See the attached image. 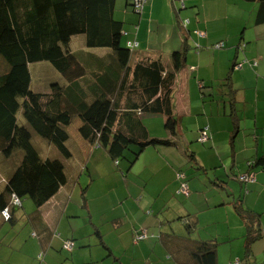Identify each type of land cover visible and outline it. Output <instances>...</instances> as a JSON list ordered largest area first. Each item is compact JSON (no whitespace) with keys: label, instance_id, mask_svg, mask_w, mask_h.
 I'll list each match as a JSON object with an SVG mask.
<instances>
[{"label":"crops","instance_id":"obj_1","mask_svg":"<svg viewBox=\"0 0 264 264\" xmlns=\"http://www.w3.org/2000/svg\"><path fill=\"white\" fill-rule=\"evenodd\" d=\"M147 3L142 16L148 8L162 11L164 7L172 21L171 31L162 42L152 43L141 16L136 22L126 15L116 20L123 23V40L137 43L133 49L135 59H161L169 65L172 52L185 49V67L177 73L173 89L178 145L148 147L127 168L123 161L116 164L97 143L84 141L75 125V133L69 132L71 174L66 176V184L39 208L21 200L20 206L11 210L9 221L0 215V264H123L122 255L115 252L108 239L104 240L103 229H110L120 239L125 237L131 257L140 264H147V258L154 264L151 260L160 249L167 264H193L190 253L194 242L213 240L217 244L218 238L227 243L237 237L243 239L241 246L238 242L234 249L229 244L223 254L219 248L217 253L216 245V264H233L235 260L264 264V236L246 250V230L235 209L239 204L258 214L256 228L263 232L264 169L249 166L256 158L264 157V24L255 25L257 4L244 0ZM128 7L124 2V8ZM131 24H138L134 25L135 36ZM221 42L223 47L216 48ZM159 43L166 44L160 47ZM235 74H240V79ZM159 117L143 123L150 137L166 138ZM87 171L92 176L89 182L83 177L85 173L89 177ZM247 172L254 173L256 181L242 185L236 177ZM179 174L183 175L182 181ZM6 178L0 179V191ZM182 182L187 186V195L180 191ZM234 182L239 187H232ZM98 185L100 193L95 194L93 189ZM92 205L100 206V224L91 211ZM152 210L159 217L153 216ZM143 218L153 219L151 224L167 231L155 237L150 227H143ZM185 223L193 224V229L188 231ZM214 223H223L224 231H210L207 238L189 237L201 224ZM182 226L186 236L173 231ZM140 230L146 235L152 232L153 240L148 241L146 236L144 243H134ZM67 239L73 240V248L65 251L61 245ZM29 241L35 246H28ZM94 250L99 251V258L97 253L93 259ZM40 254L43 261L39 263L36 257Z\"/></svg>","mask_w":264,"mask_h":264},{"label":"trees","instance_id":"obj_2","mask_svg":"<svg viewBox=\"0 0 264 264\" xmlns=\"http://www.w3.org/2000/svg\"><path fill=\"white\" fill-rule=\"evenodd\" d=\"M132 1L124 2L140 14L143 8L134 9ZM244 1L257 4L255 25L264 24V0ZM115 2L0 0V154L8 158L17 151L21 155L0 191V214L7 209L9 219L16 208L12 199L28 198L39 208L67 182L64 162L42 158L31 143L32 133L68 160L72 156L69 127L77 119L84 141L97 143L110 159L123 161L127 168L148 147L179 143L173 89L177 73L185 67V49L172 52L169 65L161 59H135L134 50L123 40V23L113 17ZM75 35L84 36L87 49H101L105 54L77 58L69 49ZM38 62H48L64 83L51 85L45 94L33 92L29 65ZM19 112L25 124L18 120ZM146 115L164 118L166 138L150 137L143 123ZM254 165L264 169V157L249 163ZM245 174L236 177L242 185L246 183L239 177ZM84 193L83 187L82 202ZM235 209L246 230L244 247L248 250L263 236L256 228L259 215L239 204ZM185 225L188 231L193 229V224ZM216 245L213 240L194 242L192 263L216 264ZM72 248V239L63 241L61 249ZM36 260L40 263L43 255Z\"/></svg>","mask_w":264,"mask_h":264},{"label":"rangeland","instance_id":"obj_3","mask_svg":"<svg viewBox=\"0 0 264 264\" xmlns=\"http://www.w3.org/2000/svg\"><path fill=\"white\" fill-rule=\"evenodd\" d=\"M115 1H116L115 2V9H114V13H113L114 19H120L122 16L126 15L127 18H132L136 22L138 20V18L141 16L142 19L144 20L143 25H145V24L147 25L146 31L148 32L149 36L151 37L152 43H154L156 40H158V42H162L163 40H165L167 33H170L172 21L170 19H168L167 15H166V10L164 7H163L162 11L157 10L156 8L153 9L152 7L148 8L145 11L144 15L142 16L143 12H141L140 14H135L129 10V7H128V9H125L124 8V1L125 0H115ZM147 2H148V0H147ZM147 2L144 5L146 7H148ZM124 10H126L128 12L124 13ZM146 21H147V23H146ZM156 23H159V24L156 26ZM134 25H138V24H134ZM134 25L131 24V26L133 27L132 28L133 29L132 34L135 36L137 33H136V29L134 28ZM124 27L127 28L128 26L126 24H124ZM238 32L241 33V28L238 30ZM163 44H166V43H159L158 45L161 47ZM69 49L73 53L76 54L77 58L78 57L86 58L88 55L102 56L103 54H105V51H101V49H87L84 45V36L83 35H75V36L71 37L70 42H69ZM169 53L171 54V51ZM220 71L222 72V70H220ZM29 72H30V77H31L30 89L33 92H39V93L45 94V93L50 91L51 85L64 83V79L60 75V73L57 72L48 62H38V63L30 64L29 65ZM235 77L240 79V74H235ZM146 116H148V117L143 118V122H147L148 120H150V118H158V116H161V115H155V116L146 115ZM17 117L21 123L25 124L20 112L18 113ZM159 118H161V127L163 128V118H162V116ZM77 124H79V122L77 121V119H75L73 121V124L69 127L70 133H72V134L75 133L74 129H75V125L77 126ZM156 138H159V137H156ZM72 140L73 139H71V142H72ZM31 143L35 147V149L38 151V153L40 154V156L42 158H48L49 157V158H55V159L62 160L65 164L66 176L67 175L69 176L71 174L70 161L63 159L61 154L57 151V149L53 145H51L50 143H48L47 141L40 138L39 136H37L34 133H32ZM20 156H21L20 153H18L17 151L14 152L8 158H6L0 154V179L2 177L6 178L9 175L8 174L9 171L12 168H14L15 165H17V162L19 161ZM77 159H78V156H76V161H74L73 165H75L77 163ZM140 162H142V161H140ZM140 162L137 163L138 167H139V164H141ZM219 169L221 170V168H219ZM88 174H89V172H88ZM91 174H92V172H91ZM130 176L133 177V173H131ZM83 177L85 178V180L87 182H89L90 179L92 178V176H90V174H89V177H87V173H85L83 175ZM83 187L85 188V186H83ZM100 187L101 186H99V185L97 187H95L93 189V193L99 194L100 193L99 192ZM232 187H235V188L239 187V184L237 182H234ZM25 200L34 207V204L32 203V201L30 199H28V198L23 199L22 202H24ZM91 211L95 217V220H97L96 222L98 224H100L102 222V219L99 218V216L101 215L100 206L92 205ZM152 211H153V216L159 217L158 216L159 214H157L154 210H152ZM149 215L152 216V212ZM131 217H132V219H134L133 216H131ZM208 218L209 217H206V219H208ZM155 220H156V222H158V219H155ZM140 221L145 222V225L143 227H146V228L150 227L155 232L154 233L155 235L152 234V232L147 233L146 236H147L148 241L153 240L152 235L157 237L160 232L167 231V229H165L164 227L160 228V227H158L157 224H151L153 222V219L143 218ZM127 226L130 227L129 224ZM90 229H92L91 225H90ZM224 229H225V227H224L223 223L206 224L205 226H203V224H201L199 226V229H197L192 235H189V237L207 238V234L210 231L218 230L219 232H223ZM140 231H143V230H140ZM173 231L175 233H179L178 235L186 236V233H183V232H185L183 226H182V228L174 227ZM102 232L104 234V237H103L104 240L108 239V242L114 246L115 252L117 254L122 255L123 264H140L141 261H134V259L131 257L132 250L129 247L128 248L126 247V238L125 237L123 239H120V237L117 236V234L112 232L110 229H103ZM32 240H34V242L37 243L36 239L33 238ZM216 241L218 244L217 245V253H218V248H219L220 253L223 254L224 248L226 246H228L229 244H232L233 248L236 249V247H235L236 244L239 242L240 246H241L243 239L237 237L232 242L223 243L222 241H220V239L217 238ZM34 242L29 241L28 246H35ZM144 242L145 241H142V243H144ZM220 243H222V244H220ZM122 247H124L125 249L121 250ZM159 247H160V243L157 242V244H156L157 250L159 249ZM92 249H96V247H93ZM160 250L162 251V253L160 252ZM160 250L157 251V255L155 256V259H153L151 261H154V264H161L160 262H162L163 264H167V260H166L165 254L163 252V249H160ZM136 251L140 252L139 250H136ZM97 253H98L97 257L99 258V251L94 250L92 252L93 259L96 257ZM106 254H107V252L104 253V255H106ZM36 259H37V257H36ZM43 263H44V261L42 262V264ZM150 263H151L150 260L147 258V264H150ZM96 264H101V262L96 263ZM104 264H112V263L105 262ZM171 264H173V263L171 262Z\"/></svg>","mask_w":264,"mask_h":264},{"label":"built area","instance_id":"obj_4","mask_svg":"<svg viewBox=\"0 0 264 264\" xmlns=\"http://www.w3.org/2000/svg\"><path fill=\"white\" fill-rule=\"evenodd\" d=\"M147 0H133L132 3H133V6H134V9L136 10H141L143 8V6L146 4ZM125 35V33H124ZM127 46L130 48V49H134L137 47V43H127ZM216 48H221L223 47V43H219L218 45L215 46ZM238 68L241 67V65H236ZM181 176V177H180ZM182 174H179L178 177H180L179 179L182 180ZM239 181L240 182H243V183H254L255 182V176L253 174H245V175H242L239 177ZM181 186H180V191L182 194L184 195H187L188 194V189H187V186L185 183H180ZM13 201V204L15 206H18L20 204L19 201H17L16 199H12ZM1 216L3 219H8L9 218V214H8V210H4L1 212ZM263 236H264V230L262 232ZM146 238V232L145 231H140L139 233H137L134 237V243L138 242V241H141L143 239ZM66 244H69V242H67ZM70 245H68L67 247L69 248ZM233 264H243L242 261H239V260H235V262Z\"/></svg>","mask_w":264,"mask_h":264},{"label":"clouds","instance_id":"obj_5","mask_svg":"<svg viewBox=\"0 0 264 264\" xmlns=\"http://www.w3.org/2000/svg\"><path fill=\"white\" fill-rule=\"evenodd\" d=\"M124 33H125V32H124ZM115 163L117 164V162H115ZM20 204H21V202H20ZM20 204H19L18 206H20ZM18 206H16V207H18ZM0 215H1V214H0ZM9 218H10V215H9ZM9 218H8L7 220H6V219H4V220L9 221V220H10ZM33 235H34V234H33Z\"/></svg>","mask_w":264,"mask_h":264}]
</instances>
